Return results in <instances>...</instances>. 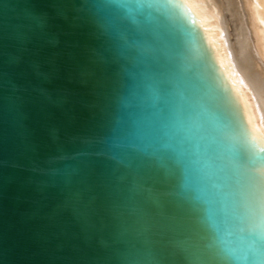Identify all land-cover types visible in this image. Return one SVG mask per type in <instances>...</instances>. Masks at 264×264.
<instances>
[{"label": "water", "instance_id": "water-1", "mask_svg": "<svg viewBox=\"0 0 264 264\" xmlns=\"http://www.w3.org/2000/svg\"><path fill=\"white\" fill-rule=\"evenodd\" d=\"M224 59L188 0H0V264H253L208 225L264 186Z\"/></svg>", "mask_w": 264, "mask_h": 264}, {"label": "bare ground", "instance_id": "bare-ground-1", "mask_svg": "<svg viewBox=\"0 0 264 264\" xmlns=\"http://www.w3.org/2000/svg\"><path fill=\"white\" fill-rule=\"evenodd\" d=\"M221 46L264 136V0H188Z\"/></svg>", "mask_w": 264, "mask_h": 264}, {"label": "snow or ice", "instance_id": "snow-or-ice-1", "mask_svg": "<svg viewBox=\"0 0 264 264\" xmlns=\"http://www.w3.org/2000/svg\"><path fill=\"white\" fill-rule=\"evenodd\" d=\"M257 7L264 10V4H258ZM164 14L167 16V9H165ZM38 22L42 27H47V17H39ZM261 138L264 139V136ZM197 162H202L205 168L212 167L203 156H198ZM234 185V190L228 194L232 200L233 208L230 209L227 206H222L220 212L225 217H232L238 220L239 224L233 228L228 226L226 222L224 229L221 230L214 218L215 214L210 211L208 215L209 230L216 240L226 248L238 240V245H242L241 250L244 252L245 258L251 260L253 264H257V262H261L262 258H264V239H261L258 231L260 207L261 203L264 202V186L239 176L234 177ZM212 187L218 193L224 190L223 186L217 183H213ZM207 196V192L201 191V197ZM204 203L213 204L214 201L204 199ZM236 210H239L242 215L233 216ZM237 233H239V236H236ZM234 236H236L235 240L233 239Z\"/></svg>", "mask_w": 264, "mask_h": 264}]
</instances>
